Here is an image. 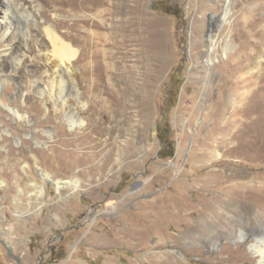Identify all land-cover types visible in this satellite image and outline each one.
<instances>
[{
    "label": "rangeland",
    "instance_id": "1",
    "mask_svg": "<svg viewBox=\"0 0 264 264\" xmlns=\"http://www.w3.org/2000/svg\"><path fill=\"white\" fill-rule=\"evenodd\" d=\"M113 1L118 14L105 16L102 29L73 30L81 14L67 8L56 12L66 19L59 29L99 39L101 48L104 36L121 40L140 22L136 11L146 12L156 26L148 41L157 29L165 48L147 106L135 107L138 79L118 111L102 93L90 110L83 80L88 110L72 131L58 115L30 112L28 124L0 106V264H163L168 256L181 264H256L246 240L225 235L240 220L262 233L264 219L251 200L243 205L222 187L264 174V159L250 160L264 145V0H232L225 18L227 0ZM129 49L135 65L137 47ZM33 104L39 110L38 98ZM144 108L147 130L136 116ZM73 179L77 190L66 184ZM176 194L189 206L178 214ZM134 222L154 233L122 237Z\"/></svg>",
    "mask_w": 264,
    "mask_h": 264
},
{
    "label": "bare ground",
    "instance_id": "2",
    "mask_svg": "<svg viewBox=\"0 0 264 264\" xmlns=\"http://www.w3.org/2000/svg\"><path fill=\"white\" fill-rule=\"evenodd\" d=\"M134 1L139 4L142 2V0ZM231 4L232 0H227L223 18L228 14ZM65 8L81 14V16L72 18L71 28L73 30L80 24L97 30L102 29L105 16L108 15L112 18L118 14V7L113 0H0V106L7 109L14 119L28 124L32 122L30 112L35 116L40 111L44 115L47 113L58 115L68 122V127L72 131L75 126L78 128L84 126V114L88 110L89 104L83 100L85 94L82 92V82L85 80L89 82V86L86 88L92 97L90 110L95 108L96 98L99 93H102L107 96L110 105L118 111L126 106L123 97L132 92V87H134L132 83L138 79L141 83L135 85L137 100L135 107L139 108L141 105L146 107L148 89L156 82L155 74L162 70L161 57L165 52L161 34L157 29L152 32V38L150 37V41H148L149 29L156 28V26L151 24L147 13L138 9L136 12L141 16L140 22L135 25L137 26L135 29L119 41L108 40V36H104V34L103 39L106 44L100 48L99 39L96 42L90 39L84 40L77 32L73 35L60 31L59 28L66 24V19L62 20L56 12H63ZM68 25L70 26V24ZM113 25V22L107 24L110 31L114 29ZM80 30L82 31V29ZM209 42L213 44L212 41ZM108 46L114 50V53H120L122 56L115 59L112 50L106 49ZM131 46L137 47L135 65H128ZM260 63L261 59L258 61V65ZM137 68L144 69L145 72L136 73L135 69ZM112 79L117 80L118 83H114ZM36 98L39 100V110L33 104V100ZM146 111L147 108H144L136 115L139 118L138 121L143 125V130H147L149 126L148 112ZM142 118L144 121L140 120ZM41 132L49 139L53 138L52 130L46 129ZM59 135L64 136L62 131L59 132ZM130 146V141L126 142L124 146V150L128 153H130ZM262 146L256 147V150L252 152L251 161H263L264 145ZM106 162L110 164V161ZM215 176L218 177V175ZM218 178L220 179V177ZM220 183L223 185L226 182L220 180ZM66 184L71 185L73 190H77L80 182L73 179ZM57 188L60 189L59 186ZM222 191L228 197L237 195L242 198L243 205L246 201L251 200L254 207L258 209V217L264 219L263 173L254 174L253 179L248 178L242 183L223 186ZM176 196L175 198L181 199L176 208V214H178L180 209L185 206L189 208V206L181 198L182 195L176 194ZM163 208H167V205ZM244 222L240 220L236 224V229L228 232L225 237L228 240H246L244 247L248 249L252 261L256 264H264V231L253 234ZM153 233L152 230L145 229L134 222L128 226L126 232L121 233V236L140 241ZM171 235L165 231L161 237L166 239ZM163 264H181V262H174L172 257L168 256Z\"/></svg>",
    "mask_w": 264,
    "mask_h": 264
},
{
    "label": "trees",
    "instance_id": "3",
    "mask_svg": "<svg viewBox=\"0 0 264 264\" xmlns=\"http://www.w3.org/2000/svg\"><path fill=\"white\" fill-rule=\"evenodd\" d=\"M173 154V149H171V151H170V154L169 155H172Z\"/></svg>",
    "mask_w": 264,
    "mask_h": 264
}]
</instances>
